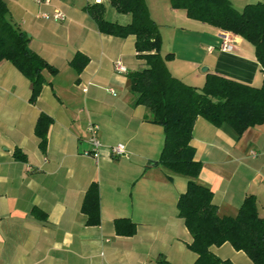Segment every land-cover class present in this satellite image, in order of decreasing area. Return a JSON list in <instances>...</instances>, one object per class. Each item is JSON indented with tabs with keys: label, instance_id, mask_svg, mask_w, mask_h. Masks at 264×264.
Returning <instances> with one entry per match:
<instances>
[{
	"label": "crops",
	"instance_id": "0c3cea01",
	"mask_svg": "<svg viewBox=\"0 0 264 264\" xmlns=\"http://www.w3.org/2000/svg\"><path fill=\"white\" fill-rule=\"evenodd\" d=\"M264 0H235V9ZM7 18L28 35V44L56 70L42 69L44 82L35 99L31 84L9 61L0 62V264H193L191 235L178 216L177 198L187 178L168 177L150 164L164 142L161 125L148 121V107L134 105L128 73L144 68L134 37L99 32L87 6L104 4L106 19L125 24L108 0H4ZM159 25L162 54L171 74L201 88L214 74L251 86L263 76L253 44L233 36L231 51L220 50L223 30L189 18L170 0H145ZM59 10L62 20H54ZM45 14L46 16L42 15ZM75 53L85 55L81 71L70 66ZM115 61L126 68L117 72ZM112 90V91H111ZM51 117L44 147L35 135L39 114ZM98 125L97 157L89 150L87 126ZM197 180L208 186L220 215H235L243 197L253 194L264 217V122L238 136L226 123L197 117L191 130ZM124 144L127 156L110 147ZM18 149L25 157L14 155ZM96 181L100 224L88 226L81 212L86 187ZM135 223L133 235H120L114 220ZM211 252L230 264H253L228 242Z\"/></svg>",
	"mask_w": 264,
	"mask_h": 264
},
{
	"label": "trees",
	"instance_id": "16d2710c",
	"mask_svg": "<svg viewBox=\"0 0 264 264\" xmlns=\"http://www.w3.org/2000/svg\"><path fill=\"white\" fill-rule=\"evenodd\" d=\"M108 1L117 12L131 14L130 22L119 24L106 19L102 3L89 4L87 10L99 32L120 38L132 34L136 56L145 62L144 68L128 73L129 89L134 95V105L148 107V121L163 128L161 153L157 159L150 160V164L164 167L168 177L179 174L187 178L186 189L176 200V213L191 235L188 247L196 254L193 264H230L210 249L225 242L245 253L253 264H264V217L257 211V199L248 194L235 215L218 214L211 200V189L197 180L201 162L194 159L195 149L190 145L197 117L214 125L226 123L238 136L245 129L264 122V1L246 3L238 10L231 0H170L173 8L183 9L189 18L252 43L263 72L262 84L258 87L214 73L205 75L201 88L188 85L171 74L166 62L173 58V53L160 52L159 25L147 11L145 0ZM7 13L6 3L0 0V62L9 61L29 79L30 98L34 100L44 82L42 69L52 73L56 70L30 49L28 35L7 18ZM74 55L70 66L78 72L87 58L80 53ZM50 121L51 117L42 113L34 123L41 148ZM14 155L25 157L18 149ZM97 186V182L92 181L80 203L88 226L100 224ZM135 226L125 217L114 220V230L120 235H133Z\"/></svg>",
	"mask_w": 264,
	"mask_h": 264
},
{
	"label": "built area",
	"instance_id": "2783aa9c",
	"mask_svg": "<svg viewBox=\"0 0 264 264\" xmlns=\"http://www.w3.org/2000/svg\"><path fill=\"white\" fill-rule=\"evenodd\" d=\"M36 2L40 4L49 3L48 0H36ZM42 15L46 16L45 14H42ZM51 16L54 20H62L64 17V15H62V13L59 10L52 11ZM220 36L222 37V43L219 49L223 51H227V50L231 51L232 48L234 47L233 36H231V34L227 31H223L222 34H220ZM120 63L121 62L119 61H115V63L113 64V68L117 72L119 71L126 72V68L123 67ZM98 130H99V127L95 123H90L87 126L88 143L90 144V146H89V150H85L84 153L92 155L93 157H97L98 148L102 146L97 136ZM109 149H110L112 156L114 157L127 156V151L124 148V144H117V145L111 146Z\"/></svg>",
	"mask_w": 264,
	"mask_h": 264
},
{
	"label": "rangeland",
	"instance_id": "374dc122",
	"mask_svg": "<svg viewBox=\"0 0 264 264\" xmlns=\"http://www.w3.org/2000/svg\"><path fill=\"white\" fill-rule=\"evenodd\" d=\"M233 1H234V2H233V3H234V5L236 6L238 3H236V2H235V0H233Z\"/></svg>",
	"mask_w": 264,
	"mask_h": 264
}]
</instances>
